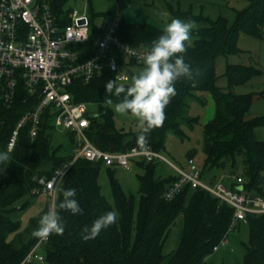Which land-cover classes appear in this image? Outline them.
Wrapping results in <instances>:
<instances>
[{"label": "trees", "instance_id": "16d2710c", "mask_svg": "<svg viewBox=\"0 0 264 264\" xmlns=\"http://www.w3.org/2000/svg\"><path fill=\"white\" fill-rule=\"evenodd\" d=\"M69 1H51L56 22L61 27L69 23ZM244 1L246 6L237 11V19L232 26L224 18L211 21L190 11H174L177 17L200 24L193 33L195 43L184 54L194 78L176 82L177 95L165 109L163 126L152 130L144 145L137 142L140 130L118 126L113 107L106 103L108 98L113 100V104L122 99L106 92L107 81L115 79L109 69L102 68L88 82L75 80L68 88L73 100L88 103L92 113L96 114L86 130L89 140L105 152H125L133 147L149 145L164 153L170 137L183 139L187 136L185 128L193 130L200 123L199 117L189 115L190 105L203 103L199 94L207 92L215 102L216 112L214 118L203 125L210 149L204 162L198 164L202 178L210 183L221 180L234 185V179L240 177L248 190L264 196V140L256 136V129L264 127V117L247 119L253 95L233 91L234 87L247 83L259 71L253 66L228 64L225 87L218 85L216 73L220 56L242 52L238 45L241 35L264 40V0ZM101 34L91 21L87 42L73 46L79 53V62L93 54ZM162 34L163 30L156 26L127 24L120 18L118 35L134 47L150 50L152 42ZM117 83L129 85V82ZM40 92L30 94L20 81L10 105L4 102L0 93V152H7L10 156L8 163H0V264H20L40 240L31 236L26 245L18 247L9 241V236L19 233L23 214L40 197L35 191L42 190L41 180L50 179L57 168L73 158L79 141L70 151L61 145L53 146L54 113L46 109L38 135L31 138L29 126L23 127L15 147L8 151V141L18 121L39 102ZM68 134L74 141L77 135ZM158 164L142 159L132 161V165L143 170L138 177L140 196L136 204L135 197L128 195L114 180L113 166H106L101 161L78 159L59 185L55 201L48 197L49 205L31 220L30 227H39L37 219L49 210L51 204L58 205L62 201L65 189L76 190L75 199L83 214L58 209L64 232L49 236L41 249L44 263L34 264H164V242L179 216L184 219L181 242L165 264H210L208 258L214 253V247L227 239L232 230L233 207L210 192L192 188L189 184L184 185L174 198L166 199V191L178 177L176 174L158 175ZM103 166L109 168L113 181L115 207L102 194L98 182ZM229 179L232 181L226 182ZM25 198L22 204L16 205ZM109 211L118 213L117 222L104 229L96 239L84 241L82 229ZM246 224L249 226V243L245 245L243 264H264V214L248 215Z\"/></svg>", "mask_w": 264, "mask_h": 264}, {"label": "built area", "instance_id": "2783aa9c", "mask_svg": "<svg viewBox=\"0 0 264 264\" xmlns=\"http://www.w3.org/2000/svg\"><path fill=\"white\" fill-rule=\"evenodd\" d=\"M51 1L0 0L2 99L6 104H12L20 81L30 94L41 90L39 102L18 121L8 141V151L15 147L23 127L29 126L31 138L38 135L46 109L54 113L55 128L75 133L79 137L73 158L57 168L50 179L41 180L43 188L39 194L52 198L54 202L59 185L78 159L101 161L106 166H118L126 170L132 168V161L142 159L147 162H165L175 170L178 178L166 191V199L174 198L184 185L189 184L192 188L210 192L232 206V230L240 222L247 223L248 215L264 214V196L248 190L242 178L236 177L234 185L221 180L215 183L205 181L193 158H188L187 169H184L149 145L118 153L105 152L95 146L86 135L91 124V107L85 102H75L68 88L77 79L90 81L102 68L109 69L117 81L127 83L136 76L132 67H143L139 57L149 49L134 47L120 38V15L117 11L105 24L93 54L79 62V53L73 46L87 42L91 30L90 16L86 10H71L69 23L61 27L56 22ZM239 186L243 189L240 190ZM47 240L40 239L20 264L44 263L41 249ZM226 242L227 239H223L214 247V252Z\"/></svg>", "mask_w": 264, "mask_h": 264}, {"label": "rangeland", "instance_id": "374dc122", "mask_svg": "<svg viewBox=\"0 0 264 264\" xmlns=\"http://www.w3.org/2000/svg\"><path fill=\"white\" fill-rule=\"evenodd\" d=\"M245 6L246 2L244 0H70L67 4V8L70 10L77 9L80 12L86 10L92 23L101 32L105 28L107 21L117 11L122 21L127 24L146 23L164 30L165 26L172 19L178 18L185 22L194 21L177 17L174 15V11H190L195 16L208 18L211 21L224 18L228 21V25L232 26L237 19V11ZM194 22L195 27L191 30L190 35L191 45L196 40L193 33L200 26L198 21ZM238 45L242 49L241 53L220 56L217 59L216 73L218 76V85L221 87L227 86L225 73L228 64L253 66L259 71L258 74L252 77L247 83L234 87L233 91L239 94L251 93L253 95L252 105L246 115L247 119L264 117V40L249 35H241ZM142 68V66H133L132 71L137 75ZM132 80L128 84H131ZM199 95L203 103H191L189 115L191 117H199L200 123L193 130L185 128L187 136L183 139L175 136L170 137L167 141V150L164 152L171 162L184 169H187L189 156H193L197 164L201 165L206 158L209 148V142L203 125L214 118L216 105L209 93L200 92ZM116 120L117 125L126 128V130H139L138 122L131 118L130 115L121 116L116 113ZM53 134V146L58 147L61 145L69 151L73 149L79 140L78 136L74 137V141L71 140L67 131H62L57 128ZM256 136L258 139L264 140V127L256 129ZM111 171L114 172V180L120 184L128 195H133L136 204H138L140 196V182L138 177L143 173V170L136 165H132L130 170L115 166L111 168ZM157 174L167 176L175 175L176 172L169 164L159 162ZM225 176L224 178L227 177ZM228 181L232 180H226V182ZM98 182L102 194L115 207L113 181L109 174V168L105 166L101 168ZM35 192L39 193L41 191L37 189ZM56 197L57 193L55 195ZM25 200L26 198L16 203V205L22 204ZM49 201L47 196H42L41 194L39 198L33 201L31 207L23 214L19 233H13L9 236L11 243H15L19 247L29 242L33 230L36 229L35 226L30 227V222L33 218L38 217L45 211L47 205H49ZM37 223H39V219H37ZM183 227L184 219L182 216H179L175 224L171 227L164 242L163 252L166 256L165 262L171 258L172 254L179 247ZM248 243L249 226L246 223H239L229 232L227 242L220 245L219 250L214 252L208 258V261L210 264H243L245 245Z\"/></svg>", "mask_w": 264, "mask_h": 264}, {"label": "clouds", "instance_id": "9594fccd", "mask_svg": "<svg viewBox=\"0 0 264 264\" xmlns=\"http://www.w3.org/2000/svg\"><path fill=\"white\" fill-rule=\"evenodd\" d=\"M194 21L185 22L172 19L163 34L151 44L150 50L139 57L143 68L133 77L131 84H118L117 78L108 80L105 84L106 92L115 97H122L113 104L108 98L106 103L113 107L115 113L129 116L138 122L139 134L137 142L147 143L148 134L163 126L166 119L165 109L171 99L177 95L175 84L186 78L192 80L194 72L189 63L185 62L184 54L191 47V30ZM10 161L9 153L0 152V163ZM63 199L39 219V227L32 232V236L47 239L50 235H62L64 224L59 210L70 211L72 214H83V209L75 199V189L62 191ZM118 213L109 211L98 217L91 226L82 229V239L89 241L96 239L100 233L117 222Z\"/></svg>", "mask_w": 264, "mask_h": 264}, {"label": "water", "instance_id": "95a60500", "mask_svg": "<svg viewBox=\"0 0 264 264\" xmlns=\"http://www.w3.org/2000/svg\"><path fill=\"white\" fill-rule=\"evenodd\" d=\"M95 116H96V114H95V113H90V114H89V117H90V118H93V117H95ZM238 188H239L240 190H242V189H243V187H242V186H239Z\"/></svg>", "mask_w": 264, "mask_h": 264}, {"label": "crops", "instance_id": "0c3cea01", "mask_svg": "<svg viewBox=\"0 0 264 264\" xmlns=\"http://www.w3.org/2000/svg\"><path fill=\"white\" fill-rule=\"evenodd\" d=\"M212 119H213V118H212ZM212 119H211V120H212ZM209 121H210V120H209ZM207 122H208V121H207ZM207 122H206V123H207ZM208 147H209V148H208V150H207V153L209 152V149H210V144H209V146H208ZM188 158H193V159H195L193 156H189ZM195 161H196V160H195Z\"/></svg>", "mask_w": 264, "mask_h": 264}]
</instances>
